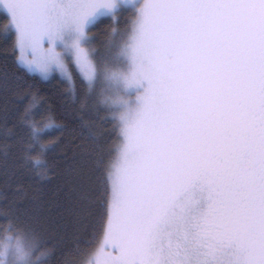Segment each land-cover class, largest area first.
Listing matches in <instances>:
<instances>
[{
  "label": "snow or ice",
  "instance_id": "obj_1",
  "mask_svg": "<svg viewBox=\"0 0 264 264\" xmlns=\"http://www.w3.org/2000/svg\"><path fill=\"white\" fill-rule=\"evenodd\" d=\"M0 13L17 71L58 72L65 105L58 116L0 68V157L41 181L58 154L61 177L51 207L3 195L0 264H75L60 244L97 215L80 264H264V0H0ZM100 112L107 154L76 143L85 128L99 143L85 116Z\"/></svg>",
  "mask_w": 264,
  "mask_h": 264
},
{
  "label": "trees",
  "instance_id": "obj_2",
  "mask_svg": "<svg viewBox=\"0 0 264 264\" xmlns=\"http://www.w3.org/2000/svg\"><path fill=\"white\" fill-rule=\"evenodd\" d=\"M130 15V12H126L120 17V28L126 26V22L130 19ZM5 23H7L5 16H1L0 30H2ZM113 25L114 22L109 19L101 18L97 26L92 28V31L89 33V36L94 39V44L98 51H103V45ZM13 41L14 33L10 35L7 43L0 40V68H7L14 86L17 84L25 86L31 85L33 90H38L41 96L48 97L49 102L56 109L57 115L62 116L64 114L65 105L62 101L63 83L61 78L54 75L50 79L44 80L28 72L17 71L15 67L16 57L12 54ZM2 103L3 99L0 98V104ZM9 108L13 110L11 94H9ZM85 119L92 121L91 128L97 136L99 143H93L87 138V128L82 130L83 135H80V130L76 132V135L80 136V138L76 140V143L86 152L91 153L97 147H101L103 152L107 154L116 144V133L113 132V124L109 122L104 112L87 114ZM70 127H75V125H70ZM58 158V154H54L52 157L50 167H52L53 171L49 173V178L47 180L37 181L32 174L22 171L17 166L12 156L9 157L7 164H5L3 158L0 157V206H3V195L6 194L10 202L17 201L23 197L22 203L25 207H51L57 199V191L61 184V177L58 174L59 168L55 163ZM98 199H103V197H98ZM102 211H106V205L103 206ZM44 217L46 218L48 226L51 228L58 227L57 222L59 221V217L55 212L49 214L45 211ZM105 219L106 217L97 215L95 220L81 225L78 229L70 230L60 244L62 250L60 259L68 258L73 260L75 264H80L85 258V254L89 250V247L94 246L101 237ZM3 223H5V221L3 218H0V225ZM77 241H79L78 244ZM77 247L79 251H74Z\"/></svg>",
  "mask_w": 264,
  "mask_h": 264
},
{
  "label": "rangeland",
  "instance_id": "obj_3",
  "mask_svg": "<svg viewBox=\"0 0 264 264\" xmlns=\"http://www.w3.org/2000/svg\"><path fill=\"white\" fill-rule=\"evenodd\" d=\"M1 16H5V15H4L3 13H0V17H1ZM13 33H14V32H13ZM30 74H34V75L38 76L39 78L44 79V78H42L41 73H39L38 71H36V72H32V73H30ZM54 75H57V76L60 77V74H59L58 72H53V73H50V74H49V76H48L47 79H50V78L53 77ZM47 79H44V80H47ZM113 254H115V253H113Z\"/></svg>",
  "mask_w": 264,
  "mask_h": 264
}]
</instances>
